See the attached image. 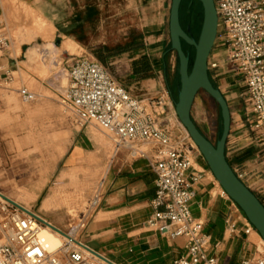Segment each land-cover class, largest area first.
Returning <instances> with one entry per match:
<instances>
[{
    "label": "crops",
    "instance_id": "1",
    "mask_svg": "<svg viewBox=\"0 0 264 264\" xmlns=\"http://www.w3.org/2000/svg\"><path fill=\"white\" fill-rule=\"evenodd\" d=\"M10 1L0 0V20L4 26H7ZM16 1L29 7L48 22L56 33L60 32L67 38L62 44L70 41L87 49L92 58L105 67L110 61L119 59L128 70L127 86L142 85L149 95H155L154 98L166 92L167 120L171 126H177L173 107L175 99L167 85L163 52L171 0H119L121 9H118L120 3H117L115 17L116 20L121 18V27L125 26L128 31L125 43L120 45L89 44L87 32L92 17L100 16L99 6L93 5L92 0H67L66 13L60 6V0H51V4L47 0ZM65 14L67 19L63 21L61 16ZM125 46L129 48L126 52L114 53L116 48ZM23 50L24 44L21 45L20 55L15 56L0 48V79H5L6 71L12 76L21 71L19 65L24 61L19 60L24 57ZM99 50L104 62L94 56V52ZM214 51L211 53L212 58L223 57L222 51ZM109 52L111 55L107 54ZM142 58H146L151 66V71L144 79L132 76L133 63ZM209 76L214 87L225 98L230 112L226 160L239 180L264 206L263 148L250 127L251 116L244 84L225 68L210 71ZM177 129L176 132L179 131ZM94 148L90 132L81 130L65 157L67 169L78 170L91 159L97 160L99 164V170H94L96 175L92 177L95 180L101 174L98 206L80 235L85 245L114 264H172L183 256L185 239L170 240L146 226L153 213L151 201L155 194V175L149 160L154 156V151L149 146L137 145L136 148L146 152L148 159L122 149L108 161L105 152L97 156L92 151ZM191 156L193 170L200 173V179L193 186L190 212L193 218L203 224V233L210 238L208 256L219 264H243L257 258L264 259V242L258 233L221 189L201 155L192 151ZM228 218L233 223V232L227 229ZM247 228H250L248 233L245 232Z\"/></svg>",
    "mask_w": 264,
    "mask_h": 264
},
{
    "label": "built area",
    "instance_id": "2",
    "mask_svg": "<svg viewBox=\"0 0 264 264\" xmlns=\"http://www.w3.org/2000/svg\"><path fill=\"white\" fill-rule=\"evenodd\" d=\"M213 2L218 19L213 50L224 55L221 59L210 55L208 70L225 68L241 79L250 110V127L264 156V0ZM2 26L0 20V48L5 50L9 41L2 34ZM46 57L43 54L42 58ZM71 61L65 70L67 85L61 105L76 124L81 128L96 126L110 140L114 154L128 149L147 158L137 145L149 146L154 151L149 160L155 175L153 213L146 226L164 238L185 239V254L172 264H219L208 256L210 238L190 212L193 186L200 179V173L193 170L191 154L198 151L181 124L176 121L177 126L173 127L167 120L168 94L164 92L155 99L133 97L91 56L80 55ZM12 81V74L6 71L5 82ZM17 94L25 104L37 99L24 87ZM98 202L99 194L92 207L96 209ZM226 226L234 231L230 218ZM84 227L82 222L78 230L71 228L65 232L30 209L10 200L0 201V264H114L85 245L80 237ZM44 232L59 239V244L51 247L42 237ZM243 264H264V259Z\"/></svg>",
    "mask_w": 264,
    "mask_h": 264
},
{
    "label": "rangeland",
    "instance_id": "3",
    "mask_svg": "<svg viewBox=\"0 0 264 264\" xmlns=\"http://www.w3.org/2000/svg\"><path fill=\"white\" fill-rule=\"evenodd\" d=\"M46 2L51 4V0ZM59 3L66 13L67 0H60ZM92 3L99 6L100 16L98 19L92 17L87 32L89 44H124L128 31L125 26L121 27V18L116 20L115 17L116 4L120 3L118 9H121V2L92 0ZM9 4L7 26L3 25L1 29L9 41L5 50L19 56L21 45L24 44V57L19 60L24 63L19 65L21 71L13 74L11 83L0 79V193L36 212L62 231L67 232L74 227L79 229L82 222L86 224L94 214L95 207L92 204L94 197L99 194L101 174L97 175L87 190L82 191L68 174L65 157L74 138L85 129L90 132L94 142V154L98 156L100 152H105L108 161L114 154L110 140L96 126L81 128L61 105V95L67 85L65 68L71 65L74 57L91 54L78 45L72 52L69 51L66 44L72 42L62 44L67 38L60 32L56 33L48 22L38 20V14L33 10L16 0H11ZM187 14H191L190 24L194 29H197L198 24L201 26L202 20L197 24L198 11L192 2L181 7L180 23L185 28L189 27ZM61 18L66 21L67 15ZM163 52L167 85L175 99L178 62L176 54L170 50L168 32L164 37ZM186 52L194 56L192 48H187ZM45 53L47 57L44 59L42 56ZM106 68L120 84L127 87L133 97L155 99V95H149L142 85L127 86L128 70L119 59L110 61ZM22 87L36 94L37 99L29 104L21 102L17 90ZM191 117L199 131L215 144L221 134L220 111L204 92L196 96ZM94 170H99V164L97 160L91 159L76 171L81 179V176ZM54 194L57 196V207L54 211H46L43 201Z\"/></svg>",
    "mask_w": 264,
    "mask_h": 264
},
{
    "label": "water",
    "instance_id": "4",
    "mask_svg": "<svg viewBox=\"0 0 264 264\" xmlns=\"http://www.w3.org/2000/svg\"><path fill=\"white\" fill-rule=\"evenodd\" d=\"M183 0H171L168 33L170 50L178 61L179 86L174 102L178 122L195 145L215 180L228 198L240 209L249 224L264 242V206L258 198L239 180L229 166L225 156V145L230 130V112L227 102L210 80L208 60L213 51L218 19L213 0H192L201 5L202 22L197 40L189 27L184 30L180 24V7ZM182 42L194 50L190 55L183 50ZM199 92L208 95L219 108L221 134L213 144L197 128L191 117V110Z\"/></svg>",
    "mask_w": 264,
    "mask_h": 264
},
{
    "label": "trees",
    "instance_id": "5",
    "mask_svg": "<svg viewBox=\"0 0 264 264\" xmlns=\"http://www.w3.org/2000/svg\"><path fill=\"white\" fill-rule=\"evenodd\" d=\"M189 2H192V4L194 5V7L197 8V11H198V19H197V24L200 23V21L202 20V9H201V5L196 2V1H192V0H183L182 3H181V7L184 5L186 6ZM181 7H180V11H181ZM188 18V23L187 25L190 27V32H191V35L195 38V40H197V36L199 35V31H200V25L198 24L197 26V29L194 27L191 26L190 24V18H191V14H187L186 16ZM181 24V23H180ZM182 28L184 30H186L185 27H183V25L181 24ZM182 46H183V50L186 51L187 48H189L185 43L182 42ZM129 48L128 47H118L115 49V54H121V53H124L128 50ZM193 51V49H192ZM107 54H110L111 53H107ZM94 56L101 62H104V57L102 56V54H100V50L99 51H96L94 52ZM177 58V57H176ZM193 60V54L190 56V62H192ZM178 62V61H177ZM151 71V66L149 64V62L147 61L146 58H142L136 62L133 63L132 65V76L133 77H136V78H140V79H144L148 76V73ZM211 80V79H210ZM176 81H177V86H179L178 84V76H176ZM212 82V81H211ZM214 86V85H213ZM178 89V87H177ZM175 101H176V98H175ZM219 109V108H218Z\"/></svg>",
    "mask_w": 264,
    "mask_h": 264
},
{
    "label": "bare ground",
    "instance_id": "6",
    "mask_svg": "<svg viewBox=\"0 0 264 264\" xmlns=\"http://www.w3.org/2000/svg\"><path fill=\"white\" fill-rule=\"evenodd\" d=\"M38 20H40L41 22L45 23V20L42 19V17H38ZM37 26V25H36ZM67 48L69 51H73V49H75V46H77L74 43H70V44H66ZM193 148H196L195 145L192 143ZM68 174L71 176V179L79 185L80 189L82 191L87 190V188H89L91 186V184H93V179L92 177L96 175V171L91 172L88 175H83V177L81 176V179H79V175L77 174V171L74 170L73 168L68 169ZM92 179V180H91ZM98 186H100V184L98 183ZM10 200L8 199L5 195H3L2 193H0V201H7ZM12 201V200H10ZM13 202V201H12ZM57 207V196L56 194H54L51 197H48L47 199H45L43 201V208L46 211H54V209ZM74 229L78 230V227H74ZM42 237L45 239V241L51 246V247H56L59 244V239L52 237L49 233L44 232L42 233Z\"/></svg>",
    "mask_w": 264,
    "mask_h": 264
}]
</instances>
